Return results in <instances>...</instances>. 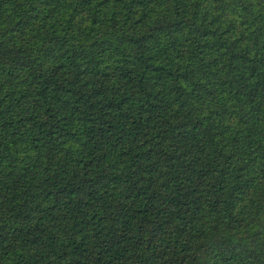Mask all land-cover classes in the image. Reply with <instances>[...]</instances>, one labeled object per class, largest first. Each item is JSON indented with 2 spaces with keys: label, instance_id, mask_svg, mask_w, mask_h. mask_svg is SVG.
Listing matches in <instances>:
<instances>
[{
  "label": "trees",
  "instance_id": "trees-1",
  "mask_svg": "<svg viewBox=\"0 0 264 264\" xmlns=\"http://www.w3.org/2000/svg\"><path fill=\"white\" fill-rule=\"evenodd\" d=\"M0 264H264V0H0Z\"/></svg>",
  "mask_w": 264,
  "mask_h": 264
}]
</instances>
